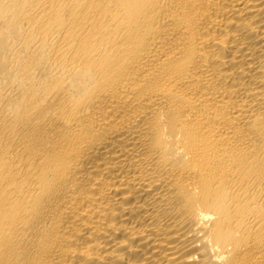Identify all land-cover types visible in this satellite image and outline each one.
<instances>
[{
  "label": "bare ground",
  "instance_id": "6f19581e",
  "mask_svg": "<svg viewBox=\"0 0 264 264\" xmlns=\"http://www.w3.org/2000/svg\"><path fill=\"white\" fill-rule=\"evenodd\" d=\"M0 264H264V0H0Z\"/></svg>",
  "mask_w": 264,
  "mask_h": 264
}]
</instances>
